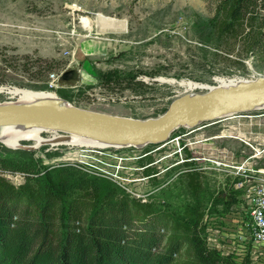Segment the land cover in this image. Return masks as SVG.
<instances>
[{
  "label": "rangeland",
  "instance_id": "obj_1",
  "mask_svg": "<svg viewBox=\"0 0 264 264\" xmlns=\"http://www.w3.org/2000/svg\"><path fill=\"white\" fill-rule=\"evenodd\" d=\"M215 16L216 0H0V80L4 81L0 91L5 92L0 94V105L26 104L6 94L20 89L53 93L54 100L80 109L144 120L162 115L179 96L264 77V61L248 52L243 39H219ZM86 20L90 28L84 27ZM79 66L89 80L75 88H50L53 75ZM107 72L117 73L125 82L102 83L99 75ZM162 80L191 81L206 89L184 92ZM109 93L125 97L126 103L94 104ZM260 115L264 109L241 116L249 120ZM231 118L180 128L162 146L108 148L100 154L54 142L32 150H14L0 142V157L43 161L45 177L64 167L81 171L83 161L92 163L93 171L111 174L101 180L105 191L114 189L132 202L153 204L158 212H168L175 221L189 222L199 230L200 225L204 229L206 216L215 218L223 211L227 214L222 215L221 229L227 232L225 220L241 209L245 191L236 185L243 178L234 176L228 166L240 165L253 152L241 138L254 144L264 139L250 135L257 131L251 123ZM259 129L264 130V124ZM41 137L55 138L49 132ZM21 145L33 147L35 142ZM188 159L198 160L190 167L201 173L197 193L189 190L183 173L187 166L181 163ZM254 164L264 167L263 160ZM143 166L159 175L145 177ZM220 194L223 203L218 202ZM200 212L204 217L198 224ZM216 225L213 221L212 229ZM249 247L229 249L224 244L220 257L228 264H249Z\"/></svg>",
  "mask_w": 264,
  "mask_h": 264
},
{
  "label": "trees",
  "instance_id": "obj_2",
  "mask_svg": "<svg viewBox=\"0 0 264 264\" xmlns=\"http://www.w3.org/2000/svg\"><path fill=\"white\" fill-rule=\"evenodd\" d=\"M213 23L219 39L241 38L264 61V0H216ZM99 77L108 86L125 82L114 72ZM143 167L145 177L159 175ZM0 168L27 175L20 187L0 177V264H228L207 250L201 225L105 191L101 177L68 167L45 177L43 161L31 157H0ZM185 176L197 193L201 173ZM203 217L198 213V224Z\"/></svg>",
  "mask_w": 264,
  "mask_h": 264
},
{
  "label": "water",
  "instance_id": "obj_3",
  "mask_svg": "<svg viewBox=\"0 0 264 264\" xmlns=\"http://www.w3.org/2000/svg\"><path fill=\"white\" fill-rule=\"evenodd\" d=\"M80 81L79 68L72 67L60 75L58 84L75 88ZM261 109H264V77L227 88L215 87L202 93L179 96L162 115L144 120L88 111L53 99L5 104L0 105V127L21 126L75 135L105 147L145 148L165 145L172 133L180 128L195 129L202 124H214L224 118ZM59 142L63 141L54 143ZM50 143L52 141L47 144Z\"/></svg>",
  "mask_w": 264,
  "mask_h": 264
},
{
  "label": "built area",
  "instance_id": "obj_4",
  "mask_svg": "<svg viewBox=\"0 0 264 264\" xmlns=\"http://www.w3.org/2000/svg\"><path fill=\"white\" fill-rule=\"evenodd\" d=\"M63 73V72H62ZM53 75L52 76V83L50 84V88L52 90H57L59 88L58 80L60 75ZM126 98L123 96H119L117 94H106L102 98H97L95 105H114V104H125ZM50 134L60 135L56 132H50ZM225 136H221V138ZM241 142L246 144L252 149V154L244 159L240 165L235 166H228L231 170V173L234 176H239L243 178V181L239 184H236L238 187H244L245 191L242 194V201H241V209L236 208L238 211L232 212V216L226 219V231L224 232L221 229V225L224 224L223 216L226 214L218 213L215 218H211L206 216L204 218V236H205V245L209 252H213L218 256L224 255L223 253V246L229 249L235 248H244L250 244L247 256L249 264H264V167L256 168L254 162L256 160H263L264 161V139L262 142L254 144L251 143L245 137L240 139ZM69 146V145H65ZM75 148L80 149L82 153H104V151L108 148H120V147H105V148H98L92 145L86 146H75ZM85 157V156H83ZM198 161L197 159H188L182 161L181 164H185L187 162H195ZM82 170L86 173L91 175L106 178L108 175L111 174L107 173L104 170H98L99 172H95L90 168H94L92 163L82 162ZM218 166L227 167L225 163H219ZM81 168V166H77ZM195 171L190 167H187L183 171V173H189ZM0 177L5 178L15 187H20L22 184L25 183L27 175L25 173H13L10 171H4L0 168ZM222 207V206H220ZM240 209V210H239ZM239 214H242V218L239 217ZM211 218V219H209ZM213 221L219 223L216 225L217 227L215 230L212 229ZM238 223L241 225L238 226ZM236 227L234 230L237 234H234L232 231L233 228ZM166 230L164 228L160 229V233L162 235L166 234ZM231 255V254H230ZM234 255V254H233ZM228 256V255H226ZM177 257V255H175ZM245 259V258H244ZM244 259L241 263L244 262Z\"/></svg>",
  "mask_w": 264,
  "mask_h": 264
},
{
  "label": "bare ground",
  "instance_id": "obj_5",
  "mask_svg": "<svg viewBox=\"0 0 264 264\" xmlns=\"http://www.w3.org/2000/svg\"><path fill=\"white\" fill-rule=\"evenodd\" d=\"M110 23V22H109ZM112 24V23H111ZM110 25V24H109ZM84 27H91V22L89 20L84 21ZM159 81V80H158ZM162 83H167L171 86H175L178 89L183 90L184 92H194L196 90L206 89L203 85L196 84L191 81H161ZM242 82V81H240ZM236 84L230 82L229 85L226 86H235ZM210 90V89H208ZM4 91H0V94H4ZM11 98H19L21 102L33 103L44 99H53L56 97L53 93L48 92H32L28 90H20V89H12L8 90L6 93ZM241 116V115H239ZM42 131L39 129H27L23 130L21 126H8V127H0V142L2 144H6V146L10 149L18 150V149H29L32 150L37 146L45 145L49 142V140H45L41 137ZM55 138L50 140L52 142H58L60 139L64 137L54 136ZM66 138V137H65ZM57 140V141H56ZM25 141H33L35 145L32 147L22 146L21 143ZM67 144L69 146H86L92 145L98 148H105L104 145L84 139L75 135H71L67 137V139L63 142L57 143V145Z\"/></svg>",
  "mask_w": 264,
  "mask_h": 264
},
{
  "label": "crops",
  "instance_id": "obj_6",
  "mask_svg": "<svg viewBox=\"0 0 264 264\" xmlns=\"http://www.w3.org/2000/svg\"><path fill=\"white\" fill-rule=\"evenodd\" d=\"M79 72H80V77H81L80 83H85V81L89 80L88 76H85V77L83 76V73L81 71V67L80 66H79ZM84 79H85V81H84ZM231 119H237L240 122L246 121V122L251 123L253 127H257V129H256L257 131L255 133L253 132V133L250 134V133L246 132L247 134L253 135L255 137L264 136V130L263 129H259L260 126L264 124V115L253 117V118H250L249 120H242V119H246L245 116H238V117L231 118Z\"/></svg>",
  "mask_w": 264,
  "mask_h": 264
}]
</instances>
